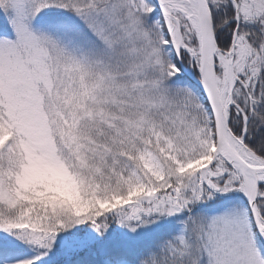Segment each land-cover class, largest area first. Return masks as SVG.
<instances>
[{
	"label": "snow or ice",
	"instance_id": "obj_1",
	"mask_svg": "<svg viewBox=\"0 0 264 264\" xmlns=\"http://www.w3.org/2000/svg\"><path fill=\"white\" fill-rule=\"evenodd\" d=\"M0 264H264V0H0Z\"/></svg>",
	"mask_w": 264,
	"mask_h": 264
}]
</instances>
